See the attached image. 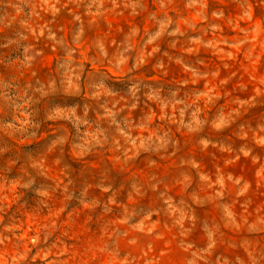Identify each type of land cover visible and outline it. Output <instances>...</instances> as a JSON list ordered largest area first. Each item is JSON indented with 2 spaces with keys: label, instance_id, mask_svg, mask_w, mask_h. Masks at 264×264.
<instances>
[{
  "label": "clouds",
  "instance_id": "1",
  "mask_svg": "<svg viewBox=\"0 0 264 264\" xmlns=\"http://www.w3.org/2000/svg\"><path fill=\"white\" fill-rule=\"evenodd\" d=\"M231 4L0 0V264H264V77L208 67L264 57V0Z\"/></svg>",
  "mask_w": 264,
  "mask_h": 264
},
{
  "label": "rangeland",
  "instance_id": "2",
  "mask_svg": "<svg viewBox=\"0 0 264 264\" xmlns=\"http://www.w3.org/2000/svg\"><path fill=\"white\" fill-rule=\"evenodd\" d=\"M210 2L212 4H216L220 7H224L225 9L228 10L229 14L232 13L233 11V7L231 4V0H210ZM111 23L115 24V25H119L121 22L128 24L130 23L129 20H111ZM67 28V25H66ZM226 31H231L230 28H228L227 26L225 27ZM113 34L115 35V29H113ZM81 56H83L85 59L87 58L88 55V50L84 49L81 53ZM55 61V56L54 55H47L45 57V59L43 60V62L41 63V69L43 70H48L50 69ZM231 64V68L230 69H224L223 68V60L220 57L217 56H210L209 60H208V67L210 69H220L221 75L219 77V79H223L225 77H227L228 75L235 73V75H233L232 80L230 81V83L228 85H221L219 86V91L223 92H227L229 93L231 96L234 95H238L240 94L238 92L237 89V85L240 82H244L248 85L249 89L251 90L254 86H256V82L253 80H250V76H256L258 79L260 77H264V57L261 58V60L259 62H257V64L255 66L250 65L242 56L238 55V58L236 60L230 61L229 62ZM94 67L90 65V68ZM170 77L171 76H175L177 79H179L181 73L173 68V70L170 72ZM155 78V77H154ZM214 83L218 84V80L214 81ZM240 95H244V94H240ZM259 109H264V105H260ZM254 112L258 111V115L254 118V120L252 121L253 123L256 122V120L258 119H264V110H253ZM46 138V137H44ZM43 139V138H42ZM261 161L260 163H264V152H261ZM204 164L209 167V168H213L215 165H220L221 167H225L224 165V157L221 156L220 154H217V157L215 159H210V158H205L203 160ZM101 162L98 160H91V161H87L84 164V167L88 168V169H92L95 170L97 168L100 167ZM171 167L170 164H165L163 171L167 172L169 170V168ZM230 170L245 176V178H253L254 179V171L257 167H259L258 164H253V162L251 161V159H244L241 158L240 161H238L235 165H231L228 166ZM135 174L137 175H142V171L141 169H136L135 170ZM255 187V185H254ZM254 199L259 200L262 202V207H264V187H261L259 189V192L256 196H254ZM22 219L24 220V224H25V230H27L28 227H30L33 224L32 218L30 215H25L22 217ZM39 222V221H38ZM87 223V220L85 219L84 224ZM87 233L84 231L83 225L79 226L78 230L74 233V238L76 239H84L86 238ZM163 247H166V245H163ZM37 264H40L39 261H37Z\"/></svg>",
  "mask_w": 264,
  "mask_h": 264
}]
</instances>
